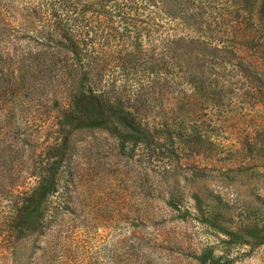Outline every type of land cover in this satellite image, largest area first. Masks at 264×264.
<instances>
[{"label":"rangeland","instance_id":"rangeland-1","mask_svg":"<svg viewBox=\"0 0 264 264\" xmlns=\"http://www.w3.org/2000/svg\"><path fill=\"white\" fill-rule=\"evenodd\" d=\"M41 1L0 0V10L2 2L19 8L4 12L6 20L18 36L35 38L22 33L20 9ZM150 11L164 28L142 25L140 32L117 19L104 31L122 53L104 80H115L133 110L144 112L153 140L122 144L109 128L74 129L69 104L76 81L8 76L7 85L18 87L0 90V264H36L48 243L66 250L65 264H89L87 253L78 258L80 250L66 239L67 225L53 220L67 204L77 209L79 237L89 248L97 242L90 237L93 219L98 232L116 230L95 252L116 240L119 229H131L120 226L126 222L143 236L158 234L166 250H157L175 259L170 264L187 262L205 244L232 264H264V0H188L176 15ZM46 19L33 29L44 24L53 31ZM191 38L198 42L189 44ZM26 43L35 60H48L36 43L10 40L11 70ZM152 81L163 91L143 92L147 97L138 101L136 87ZM55 145L65 154L44 223L17 234L11 223L18 204L10 192L33 190L38 164Z\"/></svg>","mask_w":264,"mask_h":264},{"label":"trees","instance_id":"trees-1","mask_svg":"<svg viewBox=\"0 0 264 264\" xmlns=\"http://www.w3.org/2000/svg\"><path fill=\"white\" fill-rule=\"evenodd\" d=\"M187 2L188 0H42L38 2V5H28L20 9V12L25 13L24 23L20 26L22 33H29V35L32 33L35 38L17 35L15 27L6 20L3 13L17 12L19 8L10 7L2 2L5 10L3 13L0 10V90L11 87L13 91H16L17 82L8 86L7 78L11 75L13 80L19 79L21 72H23V78H33V81L39 74H52L62 80L76 81L74 90L70 93L72 99L69 104L70 119L74 129L109 128L122 144L128 142L140 144L153 140V133L148 131L144 112L138 108L133 110L129 104L130 100L123 98L124 89L118 87L115 80H109V78L106 82L104 80L109 75L107 73H110L109 62L112 59L118 61L122 57V53L113 50L111 41L104 36V31L112 30L117 19H120L123 25L135 27L140 32H142L140 28L142 25L155 29L164 28L165 24L161 16L153 15L150 10L160 8L164 12L176 15L185 10ZM106 7H111L112 10L106 11ZM46 16L53 20V31L50 33L46 32L44 26ZM36 21L44 23L39 30L33 29ZM48 23L51 22L48 20ZM10 40H15L17 44L22 40L36 43L46 50L42 56L48 60L44 63L35 60L25 51L31 46L26 43L27 46L21 51L20 61L16 62L17 67L11 70L10 67L13 66L15 59L11 58L5 47V42ZM188 42L194 44L198 40L191 38ZM13 49H16L15 46ZM117 71L113 73L121 72V70ZM81 81H85L86 84L80 83ZM163 88V84L158 81H152L148 86H137L138 101L147 97L143 95V92L161 93ZM50 150L53 152L52 156L41 160L38 164L36 172L38 182L33 190L27 195L10 192L9 197L14 198L10 201H16L13 204H18L11 223L17 234L32 233L34 231L32 227L44 223L45 214L49 210L47 207L49 198L57 192L55 175L65 150L62 145H55ZM60 150L64 152L58 153ZM76 212L75 207L67 204L58 213L59 217L55 216L53 220L62 221L63 226L67 225L66 239L80 250L77 254L78 258L81 254L83 255V252L87 253L89 264H170L175 260L173 257L166 258L158 252L157 249L162 242L158 234L143 236L139 231L133 230L132 224L129 225L126 222L120 226L128 225L131 229H119L116 240L109 241L108 244L103 243L105 244L103 249L95 252V244L109 240L115 229L110 225L107 232L103 230L98 232L96 218L93 219L91 228L94 231L91 232L90 237L92 241L97 242L93 245L91 242L90 249L88 243L86 244V241H82L79 237L78 229L83 228L80 223L78 224L80 221L76 218V216L79 217ZM87 230L89 232V229ZM159 250L163 251L166 248L160 246ZM55 252L57 254H54ZM65 253L66 250L61 246L57 248L48 243L37 260L39 264H65ZM192 253L186 255L189 259L187 262L180 261L177 264H232L234 262L228 254H217L213 246L209 244L203 245L196 253Z\"/></svg>","mask_w":264,"mask_h":264}]
</instances>
